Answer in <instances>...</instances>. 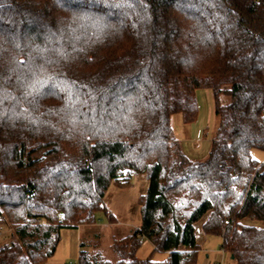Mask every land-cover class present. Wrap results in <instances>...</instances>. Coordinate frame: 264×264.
I'll use <instances>...</instances> for the list:
<instances>
[{
    "label": "trees",
    "instance_id": "1",
    "mask_svg": "<svg viewBox=\"0 0 264 264\" xmlns=\"http://www.w3.org/2000/svg\"><path fill=\"white\" fill-rule=\"evenodd\" d=\"M203 89L217 124L193 161L171 120L194 123ZM254 150L264 0H0V264H45L100 211L115 224L107 190L138 175L140 226L113 237L114 261L81 243L79 264H196L198 224L236 264H264V226L245 223L264 225ZM145 240L168 259H140Z\"/></svg>",
    "mask_w": 264,
    "mask_h": 264
},
{
    "label": "rangeland",
    "instance_id": "2",
    "mask_svg": "<svg viewBox=\"0 0 264 264\" xmlns=\"http://www.w3.org/2000/svg\"><path fill=\"white\" fill-rule=\"evenodd\" d=\"M225 99V98H224ZM197 101L199 105V117L192 124H185L180 114L174 115L171 124L177 140V148L188 155L193 161L205 160L211 150L212 139L216 130L215 103L210 90H199L197 92ZM175 148L177 151L178 149ZM253 155L261 161H264V153L254 150ZM131 184L128 186H119L111 184L107 190L104 203L109 211L114 215L115 220H121L123 224L110 225L108 217L103 211L97 213V224L82 226L81 229H63L61 231V240L55 254L47 260L45 264H79L80 240L85 243L84 249L89 253L96 251L104 254L105 257L115 260L111 250L113 237H123L131 233L140 226L141 212L139 199L146 192V176H134L128 180ZM246 224L263 227L259 222L245 221ZM12 229L9 226L0 227V244L10 243ZM210 252L199 251L196 264H205L207 254L210 259L213 252L221 249L222 238L220 236H206V242L202 244ZM140 259L151 258L154 261H165L168 259V253L155 251L152 243L144 241L138 251ZM226 264H236L228 258Z\"/></svg>",
    "mask_w": 264,
    "mask_h": 264
},
{
    "label": "crops",
    "instance_id": "3",
    "mask_svg": "<svg viewBox=\"0 0 264 264\" xmlns=\"http://www.w3.org/2000/svg\"><path fill=\"white\" fill-rule=\"evenodd\" d=\"M116 221H118L119 222V225L120 224H123L122 222H121V220H116ZM79 229H81V228H79ZM78 229V230H79ZM197 240H198V243L200 244V246H201V250H203L204 252H210V254H211V252H212V250H206L205 248H203V243H205L206 242V236H205V234H203V232H202V229H201V224H198L197 225ZM149 242V241H148ZM82 243V240H80V244ZM151 243V242H150ZM207 258L209 259V260H206L205 261V264H218V263H222V264H226V260L229 258L228 256H227V254L225 253V252H223L221 249L218 251V252H213V255L211 256V259H210V255H209V253L207 254Z\"/></svg>",
    "mask_w": 264,
    "mask_h": 264
},
{
    "label": "built area",
    "instance_id": "4",
    "mask_svg": "<svg viewBox=\"0 0 264 264\" xmlns=\"http://www.w3.org/2000/svg\"><path fill=\"white\" fill-rule=\"evenodd\" d=\"M68 264H73V263L70 262V263H68Z\"/></svg>",
    "mask_w": 264,
    "mask_h": 264
},
{
    "label": "water",
    "instance_id": "5",
    "mask_svg": "<svg viewBox=\"0 0 264 264\" xmlns=\"http://www.w3.org/2000/svg\"><path fill=\"white\" fill-rule=\"evenodd\" d=\"M232 258H233V256H232Z\"/></svg>",
    "mask_w": 264,
    "mask_h": 264
}]
</instances>
